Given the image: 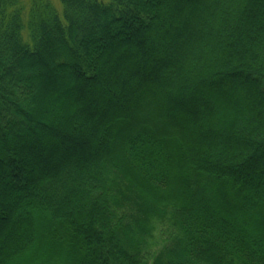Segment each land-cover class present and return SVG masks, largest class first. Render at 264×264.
I'll use <instances>...</instances> for the list:
<instances>
[{
	"label": "trees",
	"instance_id": "1",
	"mask_svg": "<svg viewBox=\"0 0 264 264\" xmlns=\"http://www.w3.org/2000/svg\"><path fill=\"white\" fill-rule=\"evenodd\" d=\"M54 3L0 0V264H264V0Z\"/></svg>",
	"mask_w": 264,
	"mask_h": 264
},
{
	"label": "rangeland",
	"instance_id": "2",
	"mask_svg": "<svg viewBox=\"0 0 264 264\" xmlns=\"http://www.w3.org/2000/svg\"><path fill=\"white\" fill-rule=\"evenodd\" d=\"M53 1L55 2V3H54L55 5H56V3L58 2V0H53ZM59 5H60V2H59Z\"/></svg>",
	"mask_w": 264,
	"mask_h": 264
}]
</instances>
